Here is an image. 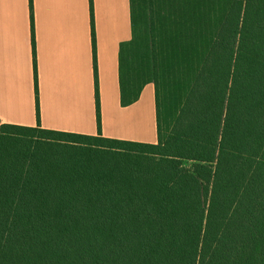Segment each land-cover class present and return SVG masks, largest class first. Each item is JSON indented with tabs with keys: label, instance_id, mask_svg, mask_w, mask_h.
Masks as SVG:
<instances>
[{
	"label": "trees",
	"instance_id": "16d2710c",
	"mask_svg": "<svg viewBox=\"0 0 264 264\" xmlns=\"http://www.w3.org/2000/svg\"><path fill=\"white\" fill-rule=\"evenodd\" d=\"M189 1L147 19L189 41L140 46L130 0L120 103L153 84L155 143L0 127V264H264V0Z\"/></svg>",
	"mask_w": 264,
	"mask_h": 264
},
{
	"label": "crops",
	"instance_id": "0c3cea01",
	"mask_svg": "<svg viewBox=\"0 0 264 264\" xmlns=\"http://www.w3.org/2000/svg\"><path fill=\"white\" fill-rule=\"evenodd\" d=\"M131 39L130 0H0V124L155 143L153 84L120 103Z\"/></svg>",
	"mask_w": 264,
	"mask_h": 264
},
{
	"label": "rangeland",
	"instance_id": "374dc122",
	"mask_svg": "<svg viewBox=\"0 0 264 264\" xmlns=\"http://www.w3.org/2000/svg\"><path fill=\"white\" fill-rule=\"evenodd\" d=\"M191 1L189 0H134V9H135V41L137 44L144 45L148 44L150 41H154L158 38V43H169L174 41H182L186 42L190 39L185 34V31L188 30L186 26H179L178 28L171 26L167 22V28L164 27V23H162V26L164 27L163 30L157 31V33L152 32V22L149 19V15L154 14V16H157L158 19V13L168 12L172 8L173 11H178L182 16L188 13L189 7H184V9H180V6L190 5ZM204 3H201L199 7L204 5ZM188 10V11H187ZM168 30L169 33L166 36V31ZM139 53V48L129 47L125 50V58L127 63L132 60H135L136 54ZM170 74L166 71L159 72L158 77L164 84V87L166 89H169L167 87V83L169 82L168 79H171L169 76Z\"/></svg>",
	"mask_w": 264,
	"mask_h": 264
},
{
	"label": "built area",
	"instance_id": "2783aa9c",
	"mask_svg": "<svg viewBox=\"0 0 264 264\" xmlns=\"http://www.w3.org/2000/svg\"><path fill=\"white\" fill-rule=\"evenodd\" d=\"M2 125L0 124V127H1Z\"/></svg>",
	"mask_w": 264,
	"mask_h": 264
}]
</instances>
